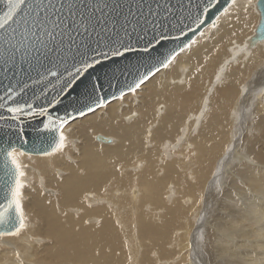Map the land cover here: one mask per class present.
I'll use <instances>...</instances> for the list:
<instances>
[{
	"label": "bare ground",
	"instance_id": "bare-ground-1",
	"mask_svg": "<svg viewBox=\"0 0 264 264\" xmlns=\"http://www.w3.org/2000/svg\"><path fill=\"white\" fill-rule=\"evenodd\" d=\"M246 2L238 0L231 23L221 17L218 29L211 27L215 20L208 24L202 30L205 35L199 33L194 38L199 42L190 51L182 53L173 67L162 70L137 94L111 101L95 116L70 122L64 129L68 147L63 153L49 157L23 151V166L36 170L24 169L26 176L31 179L32 174L31 181L37 182H28L31 184L23 190L28 196L24 208L30 219L19 237L0 241V264H21V259L14 257L21 255L18 243L22 241L31 242L30 249L37 256H22L23 264H182L186 255L174 262L165 242L173 238L189 212L197 217L202 211L201 221L209 204L215 205L225 187L220 182L223 176L218 180L214 173L225 155L230 157L225 164L231 162L229 148L235 152L233 160H237L240 148L239 154L248 164L241 175L225 174L226 178L236 191L239 188L254 195L253 203L240 210L230 206L226 215L231 216L230 226L249 216L255 225L264 217V116L260 115L264 113V97L241 94L258 73H251L254 67L243 54L237 57L239 64L232 59L236 51L232 41L243 47L241 40L248 42L252 26L260 19L253 11L248 29L240 34L244 24L240 6ZM237 13L242 16L240 23L235 22ZM250 59L256 60L258 68L260 50ZM221 68L225 71L217 83ZM97 136L104 137V151H99ZM108 141L115 144L108 145ZM58 168L66 171L63 177L58 176ZM217 185L221 192L216 191ZM41 186L56 188L57 195L44 194ZM145 206L148 212L143 213ZM195 206L202 210L198 212ZM65 217L69 227L64 224ZM245 225H241L242 230ZM129 229L136 233V241L140 236L137 245L141 250L130 243L134 238L124 237ZM245 229L236 247L224 241L209 251L208 257L224 261L222 264H264V227ZM246 239L254 243L245 246ZM143 241L148 242L146 250ZM238 246L248 251L239 252ZM184 247L183 243L182 253ZM256 247L258 256L254 254Z\"/></svg>",
	"mask_w": 264,
	"mask_h": 264
},
{
	"label": "snow or ice",
	"instance_id": "snow-or-ice-1",
	"mask_svg": "<svg viewBox=\"0 0 264 264\" xmlns=\"http://www.w3.org/2000/svg\"><path fill=\"white\" fill-rule=\"evenodd\" d=\"M0 5H2V8H0V63L14 66L17 58L21 61L31 58L45 68L48 76L57 79H60V74L53 69L65 65V71L68 73L69 79L65 81L64 88L69 89L70 94L76 91L77 88L82 87L81 94L91 101L76 109V115H65L63 118L58 115L53 117L48 108H36L27 103L17 102L15 106L7 107V111L12 114L13 120H20L22 115L33 118H47L48 122L46 124L43 120L40 123L44 124L45 129L59 134L58 139L56 136L52 137L54 146L51 151L44 153L45 156L52 157L63 153L68 147V136L65 134L64 129L70 122H75L79 118H87L89 115L95 116L98 111L109 107L111 102L100 91L103 88L100 77L91 78V74L98 68L103 67L105 61H113L115 58H127L131 54H136L142 60L147 61L146 71L141 72L139 68H136L135 74L129 71L128 74L132 79L130 83L126 84L127 91L120 90L119 96H113V99L123 100L128 94H137L162 70L173 67L182 53L190 51L199 42L192 39L188 33L192 32L194 34L197 29L205 24L211 9L217 8V6L223 9L220 16H217L215 22L211 24L212 28L218 29L221 17L230 21L233 11L238 7V0H228L227 7L221 4V0H207L202 11L196 13L195 29L186 26L188 31L181 28L178 35H170L161 31L159 34H153L151 39H145L143 47H135L132 44L121 42L118 47L114 48L111 43H108L105 45L107 50L99 47L101 39L105 35H115L114 30L117 29V24L127 34L130 21L127 16L123 21H118L110 14H106L105 9L109 8L106 0H0ZM116 7L120 6L116 5ZM240 7L244 20L241 35H243V30L248 29L249 17L253 11L259 15L260 19L257 24L252 26L253 34L248 36V42L241 40L243 47L236 44L234 40L232 41L236 50L232 59L239 64L240 61L237 57L243 54V59L249 61L250 66L255 67L256 60L250 58L254 57L257 50L261 52L259 67L256 68L258 75L250 78L249 86L243 88L241 94L249 93L250 96L256 98L264 97V0H247L246 4ZM167 10L170 11V9ZM128 14L131 16L136 15L131 12V8H129ZM149 15H152L151 8L149 9ZM145 19L147 20V17ZM241 19L242 16L237 13L235 22L240 23ZM93 35H95V43L97 44L95 49L90 48L87 43ZM204 35L205 33L201 31L200 36L203 37ZM232 35L236 36L237 33L233 32ZM184 37H187V42L168 49L166 53L160 51L165 48L166 44H176V42L182 41ZM109 40H111L110 35ZM88 52H93L94 55H87ZM153 53L157 55L153 56ZM42 61H46L47 65H44ZM69 61L71 62V69H74L72 71H69L67 66ZM200 70V68L196 69L198 72ZM224 71L225 69L221 68L220 74L216 75L217 83L222 81ZM106 76L107 73H105ZM172 83L175 84L176 81L174 80ZM109 87H111L110 80ZM64 88H61V92L64 91ZM16 94L18 93H14L13 90L9 89L4 97H0V100H12ZM61 102L60 99L54 101L55 105H59ZM206 103L207 101H205ZM65 111L67 110L65 109ZM248 111L251 112V109H248ZM128 119H131V117ZM149 135H151L150 131ZM95 139L101 144L99 151H104V137L97 136ZM107 144H115V141H108ZM227 152L233 156L235 155L232 148L227 149ZM24 155L25 153L17 148H11V150H6L4 153L5 166L11 165V170L8 173L11 177V184L5 202L0 204V240L6 237H19L28 227L23 203L24 178L27 173L20 161V157ZM229 160L230 157L225 155L219 162L214 173L218 180L227 174V169L237 162L243 166L245 158L242 154L239 161L231 160L226 165L225 162ZM251 163L254 164L255 161ZM240 187H243V184ZM216 191H222L219 185H217ZM201 200H203V197H201ZM207 243H211V237ZM16 255L19 256V253H16Z\"/></svg>",
	"mask_w": 264,
	"mask_h": 264
},
{
	"label": "water",
	"instance_id": "water-1",
	"mask_svg": "<svg viewBox=\"0 0 264 264\" xmlns=\"http://www.w3.org/2000/svg\"><path fill=\"white\" fill-rule=\"evenodd\" d=\"M106 2L109 4V8L105 9L106 14H110L118 21H123L127 16L130 23L127 34L117 24V29L114 30L116 34H109L111 40H109V35H105L101 39L99 47L104 50H107L105 45L108 43H111L114 48L118 47L121 42L132 44L135 47H143L145 39H151L153 34H159L161 31L170 35H178L181 28L188 31L186 26L195 29L196 13L202 11L207 0H106ZM227 3L228 0H221L224 7H227ZM116 5L120 7H116ZM129 8L132 13L136 14L135 16L128 14ZM150 8L152 15H149ZM113 9L115 10L113 11ZM222 10L219 6L211 9L205 24L194 34L189 32L188 35L194 39L221 14ZM109 26L111 27V25ZM95 39V35H93L87 42L90 48L97 47ZM183 42H187V37L182 38V41H178L176 44H166L165 48L160 51L166 53L168 49L177 47ZM87 55H94V53L88 52ZM155 55L157 54L153 53V56ZM42 63L47 65L46 61H42ZM146 63V60H142L136 54H131L127 58H115L113 61H105L103 67L91 74V78L100 77V82L103 84L100 91L111 102L115 100L113 96H119L120 90L127 91L126 84L130 83L132 79L128 74L129 71L135 74L136 68H139L141 72H144L147 70ZM70 64L69 61L67 66L69 71H72L74 69H71ZM53 70L60 74V79L48 76L45 68L31 58L25 61L17 58L14 66L0 63V97H4L9 89L18 93L13 96L12 100H0V105H3L0 106V204L5 202L11 184V177L8 175L11 165L5 166V151L17 148L33 155L44 154L46 151H51L54 146L52 137L56 136L58 139L59 136L58 133L44 128V124L48 122L46 117L33 118L22 115L20 120H13L7 107L15 106L17 102L27 103L36 108H48L53 117L58 115L63 118L65 115H76V109L91 102L88 97L81 94L82 87L70 94L69 89L64 88L65 81L69 79L65 65ZM105 73H107L106 77ZM109 80L111 87H109ZM61 88H64L63 92H61ZM55 99H60L61 104L55 105ZM41 120L44 121V124L40 123Z\"/></svg>",
	"mask_w": 264,
	"mask_h": 264
},
{
	"label": "rangeland",
	"instance_id": "rangeland-1",
	"mask_svg": "<svg viewBox=\"0 0 264 264\" xmlns=\"http://www.w3.org/2000/svg\"><path fill=\"white\" fill-rule=\"evenodd\" d=\"M256 68H257V66H255L252 69L251 73L252 72L255 73L256 72ZM260 115L264 116V113H260ZM68 131L69 130H67V132ZM258 133L259 132H257V134ZM99 134H101V133H99ZM104 136H107V135H104ZM107 137H109V136H107ZM237 152H238V155H237L238 157H237L236 161H239V159L241 158V156H240L241 149L240 148L237 149ZM190 157H193V155L190 154ZM234 158L235 157L233 156L231 158V160H233ZM69 162L73 163L72 161H69ZM247 164L248 163L244 162L243 166H247ZM182 165H184V164H181V166ZM239 165H241V164L239 162H237L236 164L232 165V167L228 168L227 175H229L230 177H234V175L236 176L237 174L241 175V171L244 168H243L242 165L241 166H239ZM235 166H237L239 168L237 169ZM24 169H26V170L30 169L32 171L35 170L34 168L29 167V166H25V165H24ZM65 172L66 171H63L62 168H58L57 169V173H58L59 177H63L65 175ZM190 172H191L190 170L187 171V173H190ZM28 176H30V175H28ZM29 178L30 177H27V176L24 178L25 187L29 186L31 183L37 184L36 181L35 182H34V180L31 181V179H33V175L32 174H31V179H29ZM229 181H230L229 178H226V176L223 175V180L220 181V182H221V187H225V188L223 189L221 194L219 193L217 195V197L218 196L219 197L217 198V201L215 202V205L211 206L209 204V210H211V211L207 210V212H206V210H205V212H204L205 215H203L201 221L199 220V218L202 215V211L197 217H195L192 212L191 213L189 212L190 214L188 213L187 215L184 216L185 223L182 226H179V228L175 229L174 236L172 234L173 238H171L170 240L165 242L166 245H168V247H170V248H167V249L169 250L170 253L173 254L172 258H173L174 262H177V261L180 262L182 260V256L186 255L185 260L182 262V264H202V263L203 264H215V263L218 264V262H217L218 259L215 260V258H213L211 260V258L214 257V256L210 255V257H208L207 253L209 251L212 253V251L215 249V247L218 246V245H221L222 242H224V241L227 242L228 246H230L232 248L236 247L234 244L237 243V241L241 238L240 236H241V234H243V232L246 231L245 228H247V226H249V227L253 226L254 228H255V226L259 227V228L260 227H264V217H262L261 219L259 218L257 220V222L255 223V225H254L252 223V217L251 216H249V218H247V220H245V218H243V216H242L243 219H240L241 221H239L236 226H234V227L230 226V222H228V221L231 219L230 218L231 216H226L229 213L228 209H230V206H234L236 210L237 209L240 210V208H243L244 205H246V203L249 204V205L253 203V198L251 197V195L252 196H254V195H253L252 192H247L248 190H244L243 192H240L241 190L239 188H237V191H236L235 190L236 189L235 186L232 185V183H230ZM28 182H31V183H28ZM193 182H197V180L193 181ZM208 182H209V179L206 181V185L208 184ZM229 184H231V185H229ZM47 187L49 189L48 188L46 189V186L45 187L44 186L40 187V189L42 190V192L44 194H49L50 196H53V195L56 196L57 195V193H56L57 189L56 188H53L51 186H47ZM204 187H203L202 191H204V189H205ZM53 191H55V192H53ZM229 193H231V194H229ZM26 195L27 194L24 193V196H23L24 197L23 198L24 201H23V203H25L27 201L28 196H26ZM166 198L169 199L168 197H166ZM204 199L205 198L203 196V200H202L203 202H204ZM24 207H25V205H24ZM198 208L199 207L195 206V209L198 210V212H200V210H202V208L200 210ZM142 212L143 213L148 212V208L145 206L142 209ZM60 213H61L60 211H57V214H60ZM26 215H27L26 216L27 217L26 222H27L30 219V217H29V215L27 213H26ZM233 218L234 217H232V219ZM115 222H116L117 226L120 227L119 223L117 221H115ZM159 222L160 221H157V223H159ZM243 223L247 224V225H245L246 227H243L245 230L244 229L242 230V228H241L242 227L241 225ZM64 224L66 226H68V227L70 226V225H68L69 224V219L68 218H66V221L64 222ZM36 225H37V228L40 227V223H38V221L36 222ZM185 225H187V226H185ZM221 227L223 229H221ZM37 228L35 229V231H39V230H37ZM213 229H214V231L215 230H217V231L214 232ZM188 232H190V233L188 234ZM213 233H215V235ZM124 234H125L124 235L125 238H130V237L134 238L135 241L134 240H130V243L131 244H135V246L137 247L138 251L142 249V248H140L139 245H137L138 243H140V236H138V241H136V239H135L136 233L131 231V229H129V231L125 232ZM185 234L186 235L188 234L189 238H187ZM185 237H186V239H185ZM202 237H203V239H202ZM210 237H211V243L208 244L207 242L210 239ZM4 239H8V238L6 237ZM9 239L10 240H14L13 237H9ZM49 239L51 241L50 237H49ZM0 241L3 242V239L0 240ZM38 242H40V240ZM183 243H184L185 247H184V250H183V253H182L181 249H182V244ZM252 243H254L252 241V239H246L245 246L246 245L249 246ZM31 245H32L31 242H27V241L19 242L18 243V247L22 251V253H21V255L15 256L14 258L16 260L17 259H21L22 262L25 259H37V256L33 255L32 250L30 249ZM142 245H143L142 247L144 248V250H146L148 242L147 241H143ZM256 249H257V247L255 248L254 254H256L258 256L259 252H258V249L257 250ZM237 250L239 252L248 251V250H242V247H240V246H238ZM201 252H203V253H201ZM239 255H241V254H239ZM22 256H24L25 259L21 258ZM198 257H199V259H198ZM231 257L233 259L237 258V256H231ZM245 257H246V255H245ZM200 258H201L202 261L200 260ZM164 259H167V258H164ZM218 261L220 262V260H218ZM261 261L264 262V259L261 258ZM223 262L224 261L220 262V264H222ZM165 264H168V263H165Z\"/></svg>",
	"mask_w": 264,
	"mask_h": 264
}]
</instances>
